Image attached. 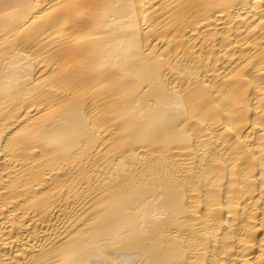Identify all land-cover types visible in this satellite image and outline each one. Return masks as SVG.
<instances>
[{
    "label": "bare ground",
    "instance_id": "obj_1",
    "mask_svg": "<svg viewBox=\"0 0 264 264\" xmlns=\"http://www.w3.org/2000/svg\"><path fill=\"white\" fill-rule=\"evenodd\" d=\"M0 264H264V0H0Z\"/></svg>",
    "mask_w": 264,
    "mask_h": 264
}]
</instances>
